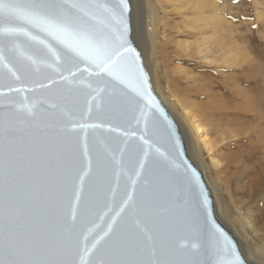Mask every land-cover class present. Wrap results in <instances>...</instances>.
Returning <instances> with one entry per match:
<instances>
[{"label":"water","instance_id":"water-1","mask_svg":"<svg viewBox=\"0 0 264 264\" xmlns=\"http://www.w3.org/2000/svg\"><path fill=\"white\" fill-rule=\"evenodd\" d=\"M127 2L128 41L139 54L132 41L130 0ZM15 45H19V52L25 57L32 56L39 62V71L32 65L31 75L20 72L21 79L16 80L8 68L16 70L13 57H18L19 52L4 50L5 60L0 63V127L9 122L21 128L28 125L46 127L49 139L54 137L56 141L55 148L62 162H68L73 155L79 161L67 182L57 176L43 189L47 197V219L54 229L64 230L67 225L74 224L71 239L79 241L81 248L86 239L91 248L108 231L113 219L127 230L137 232L143 228L145 217L133 214L125 207V202L134 194L135 203L139 204L141 194L147 193L152 198L154 211L173 227V246L190 258H207L204 252L209 233L214 231L213 224L241 254L234 236L215 218L212 195L201 172L187 156L178 126L153 92L140 54L139 64L147 80L138 92L127 82L101 80L92 75V69L84 71V63L80 64V70L71 69L76 72L75 77L62 68L63 76L68 77L64 80L61 72L53 70L55 65L48 67L51 63L48 58L38 55L37 48L42 46L28 47L23 37L13 40L8 48ZM24 63L31 65L27 60ZM40 84L45 87L41 88ZM87 84L92 88H87ZM25 105L31 107L34 116H28ZM98 162H102V166L98 167ZM186 168L196 173L198 187L194 182L188 186L178 179L183 177ZM85 173L81 188L76 177ZM77 194L81 197L79 205H76ZM117 212H121L119 217ZM193 220L195 227L191 226ZM101 258L100 255H84L85 264L90 259L98 264ZM76 259L79 264V255Z\"/></svg>","mask_w":264,"mask_h":264},{"label":"snow or ice","instance_id":"snow-or-ice-1","mask_svg":"<svg viewBox=\"0 0 264 264\" xmlns=\"http://www.w3.org/2000/svg\"><path fill=\"white\" fill-rule=\"evenodd\" d=\"M128 9L127 0H113L112 3L106 0H0V25H3L0 27V37H3L0 63L5 60V49L19 52V45L11 49L8 46L23 37L28 47L42 46L37 48L38 55L48 58L51 61L48 67L55 65L56 72L65 68L75 77L76 72L71 69L80 70V64L84 63V71L92 69V75L101 80L127 82L140 92L147 77L139 64V54L128 41ZM13 59L16 70L8 68V71L16 80L21 79L20 72L31 75L32 65L39 71V62L32 56L25 57L19 52ZM24 60L31 65H26ZM61 76L68 79L62 72ZM40 87L45 85L40 84ZM86 87L92 88V85ZM25 108L28 116L35 115L30 106L25 105ZM55 143L54 137L49 139L46 127L28 125L21 128L12 122L0 127V264H77V255L79 264H85V254L100 255L98 264H247L215 224L204 252L206 259H192L175 248L171 242L172 225L154 211L152 198L147 193L141 194L139 204L135 203L134 194L125 202V207L133 214L144 215L143 228L131 232L113 219L108 231L91 248L87 239L81 248L79 241L71 239L74 224L56 230L46 215L47 197L43 189L57 176L67 182L79 163L74 155L68 162H62ZM100 166L102 162H98ZM88 167L91 169V160ZM86 176L87 173L76 177L81 188ZM178 179L185 185L191 186L194 182L199 186L196 173L191 169L186 168L183 177ZM80 201L77 194L76 205ZM204 203L207 204L206 196ZM75 219L73 209V221ZM191 226L195 227V220ZM87 264L97 262L90 259Z\"/></svg>","mask_w":264,"mask_h":264},{"label":"bare ground","instance_id":"bare-ground-1","mask_svg":"<svg viewBox=\"0 0 264 264\" xmlns=\"http://www.w3.org/2000/svg\"><path fill=\"white\" fill-rule=\"evenodd\" d=\"M144 1L146 3V25H144L142 17L141 0H130L131 33L133 44L141 56L149 81L151 80L150 84L154 87L153 89L163 106L168 109L167 111L175 115V117H171L174 118L173 120L183 137L187 156L204 174L207 183L205 184L213 198L215 218L231 232L234 238L236 237L239 250L247 264H264V255L253 247L252 237L249 236L250 233L254 234L257 231L256 219L261 210L244 216L240 210L235 208L237 217L230 216L222 199V190L215 182L208 181L206 172L209 171V168L203 159L201 160L202 147L210 156L215 145L235 141L241 143V137L244 136L246 145L240 146L239 151L230 156L231 165L234 168L231 177L236 179L237 188L244 195L247 203L255 201V197L259 193L256 185L258 186V182L260 183L264 179V127L259 119L260 114L254 113L249 106L236 109L235 113L237 118H240L237 119L239 122L246 123L249 113H252L256 120L255 125L251 126L249 130H244L237 129L238 124L217 113L220 119L217 129L211 137L208 135V122L195 113L193 103L185 101L183 104L173 94H165L157 80L159 67L156 63V54L163 49L164 57L169 63L177 62L187 67V69L176 67L178 72H174L175 67L165 68L163 75L168 77L169 74L173 75L174 73L184 77L187 83H196L195 88L192 87V91L197 98L217 102V99L231 97V94L243 95V91L236 89L237 83L220 87L217 84H215L216 86L208 85L209 81L205 85L204 76L197 73L202 68L212 71V68L229 69L233 67L235 68L234 78L240 85L245 84L243 79L244 58L237 65L232 62L230 57L229 7L227 4L219 5L218 0ZM211 105L215 109L222 108L221 105L213 103ZM254 107L258 109L255 105ZM221 117L226 121H223ZM238 130L244 132L239 133ZM236 145L238 147L239 143ZM230 161L228 160V163ZM210 163L213 168L219 164V161L210 158Z\"/></svg>","mask_w":264,"mask_h":264},{"label":"rangeland","instance_id":"rangeland-1","mask_svg":"<svg viewBox=\"0 0 264 264\" xmlns=\"http://www.w3.org/2000/svg\"><path fill=\"white\" fill-rule=\"evenodd\" d=\"M218 4H227L229 7L230 30L228 42L230 44V57L232 62L237 65L240 63V60L244 58L243 79L245 84L240 85L238 80L234 78L235 68L233 67L229 69L212 68V71L202 68L197 71V73L204 76L203 78L205 81L203 82L205 85L209 81L208 85L217 84L220 87H226V85L237 83L236 89L243 91V95L236 94L235 96L231 94V97L217 99V102L199 99L192 91V87L195 88L194 85H196V83H187L184 77L174 73L173 75L169 74L168 77L163 75V70L165 68L171 69L175 67L174 72H178L179 70H177L176 67H182L184 69H187V67L177 62L169 63L164 57L165 52L163 54V49L156 54V63L159 67V78H157V80H159V86L165 94H173L183 104L185 101H191L194 105L195 113L200 115L205 122H208V135L211 137L214 135L218 120L220 119L217 113L230 119L231 122L238 124L239 127L237 129L249 130L251 126L255 125L256 120L253 118L254 116L252 113L247 114L246 123L237 120L240 118H237L235 113L236 109L238 110L248 106L254 113L257 112L260 114L259 119L264 127V0H218ZM141 8L144 25H146V3L144 0H141ZM236 73H238V71H236ZM151 87L156 94L152 84ZM229 87L235 88L234 86ZM211 103L221 105L222 108L215 109ZM254 105L259 110L256 109ZM176 108L175 112L177 114ZM172 114L173 113H170L172 117H175V115ZM225 118H222V120L226 121ZM238 132L243 133L244 131L238 130ZM241 138V143L235 141L215 145L210 156L202 147L201 160L203 159L209 168V171L206 172V178H209L208 181L215 182L222 190V199L230 216L237 217L235 208L240 210L244 216L256 210H261L260 215L257 216L256 219V234L250 233L249 236L252 237L251 243L253 247L264 255V179L261 180L260 183L258 182V186L256 185L259 193L255 197V201L247 203L244 195H242L241 191L237 188L236 179L233 176L231 177L234 168L231 165L230 156L236 154L240 146L246 145L244 136ZM238 143L239 146L236 147ZM210 158L219 161V164L212 168ZM228 160L230 163H228ZM202 175L205 180L203 173Z\"/></svg>","mask_w":264,"mask_h":264}]
</instances>
